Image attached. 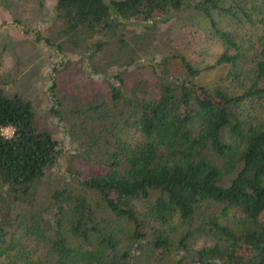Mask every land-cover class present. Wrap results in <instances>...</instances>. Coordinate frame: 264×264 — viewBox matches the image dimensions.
I'll return each instance as SVG.
<instances>
[{
	"label": "trees",
	"instance_id": "trees-1",
	"mask_svg": "<svg viewBox=\"0 0 264 264\" xmlns=\"http://www.w3.org/2000/svg\"><path fill=\"white\" fill-rule=\"evenodd\" d=\"M246 4L54 0L56 34L72 52L84 55L92 73L133 63L123 24L168 19L188 7L209 21L222 51L202 69L177 56L180 72L169 77L151 67L153 91H140L137 83L124 88L122 73L113 75L115 84L105 82L114 112L108 118L97 113L96 121L107 124L106 132L116 127L120 136L111 138L108 162L77 186L63 184L51 193V224L41 223L33 208L37 184L59 158L58 144L36 128L29 102L7 97L0 88V130H13L10 138L0 134V264H138L137 254L163 259L177 248L183 257L175 264H264V1L245 9ZM215 14L231 20L229 26L219 27ZM242 22L256 30L255 38L249 31L239 34ZM44 44L60 51L48 39ZM106 56L112 63L96 67L94 60ZM218 67L227 69L231 92L198 83ZM56 72L53 67L51 94L58 86ZM238 105L255 108L261 118L237 117L231 107ZM125 128L131 137L124 136ZM20 206L24 211L14 215ZM116 222L127 229L116 232ZM175 226L188 231L195 226L212 244L189 249L186 241L194 232L175 240L168 234ZM148 228L153 233L146 235ZM18 229L44 241L46 251L30 259L15 237Z\"/></svg>",
	"mask_w": 264,
	"mask_h": 264
},
{
	"label": "rangeland",
	"instance_id": "rangeland-1",
	"mask_svg": "<svg viewBox=\"0 0 264 264\" xmlns=\"http://www.w3.org/2000/svg\"><path fill=\"white\" fill-rule=\"evenodd\" d=\"M244 1L247 2V9L248 3L258 5L264 0ZM53 6L54 0H0V88L7 97L19 96L31 104L36 128L47 131L60 151L56 164L37 184L33 208L41 223L50 224L53 212L49 199L51 193L63 184L77 186L76 181L108 162L107 156L111 152L109 145L113 143L112 139L120 136L116 127L109 126V132H106L107 124L101 127L96 121L97 113L108 118L114 112L113 109L111 111L112 102L108 98L105 82L109 80L115 84L113 75L122 73L124 88L137 83L140 91H153L155 73L159 75L164 72L167 77L173 74L171 72L178 74L179 62L175 57L181 56L191 66L202 69L211 65L222 51L220 43L210 34L209 21L188 7L168 19L130 20L123 24L127 28L125 39L128 49L132 50L133 63L126 69L110 70L104 66L112 63L111 56L104 57V60L97 58L94 60L95 66L104 67V71L92 73L84 55L72 52L56 34L59 24L53 19ZM213 19L219 27H228L231 23L228 18L217 14L213 15ZM241 25L238 29L240 35L249 31L256 37L255 29L248 30L246 23ZM35 34L39 35V41L35 40ZM44 39L50 40L53 45H60V51L46 46ZM252 41L250 38L248 43ZM247 55H250V51ZM163 58H167L164 63ZM53 67L57 71L58 86L51 94L49 87ZM151 67L155 68V73ZM106 73L108 75L104 76ZM226 73L224 67L212 69L203 73L198 83L207 89L221 87L231 92ZM261 102L264 107V100ZM231 110L242 119L248 115L261 118L254 112L257 110L249 105H238L231 107ZM123 133L124 136H132L127 128ZM24 209L23 206L17 207L13 214ZM137 209L141 210V206L138 205ZM115 224L116 232L127 229L125 223ZM148 229L146 235L152 232ZM189 231L194 232L186 241L189 249L212 244L209 238L200 236V230L195 226ZM189 231L175 226L168 234L178 240ZM49 234V230L46 231L45 238ZM15 237L20 238L23 250L30 259L38 258L46 251L45 242L39 241L35 235L22 236L20 231ZM71 244L74 246L75 242ZM180 257H183V253L177 248L163 259H146L139 257V254L136 258L138 264H175ZM183 261L187 262L186 259Z\"/></svg>",
	"mask_w": 264,
	"mask_h": 264
},
{
	"label": "built area",
	"instance_id": "built-area-1",
	"mask_svg": "<svg viewBox=\"0 0 264 264\" xmlns=\"http://www.w3.org/2000/svg\"><path fill=\"white\" fill-rule=\"evenodd\" d=\"M13 130L11 128H3L0 130L1 136L4 138H10L12 136Z\"/></svg>",
	"mask_w": 264,
	"mask_h": 264
}]
</instances>
